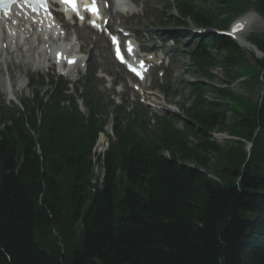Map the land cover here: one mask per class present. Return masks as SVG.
I'll return each mask as SVG.
<instances>
[{"label": "trees", "instance_id": "1", "mask_svg": "<svg viewBox=\"0 0 264 264\" xmlns=\"http://www.w3.org/2000/svg\"><path fill=\"white\" fill-rule=\"evenodd\" d=\"M198 1H180L177 26L225 31L245 7ZM254 8L264 19V0ZM253 41L264 54V34ZM194 44L188 58L202 78L217 67L238 78L242 54L229 38L210 33ZM254 64L246 73L264 85V61ZM60 88L46 100L32 90L22 111L0 100V264H264V92L254 106L227 87L197 84L181 129L162 119L149 134L138 117L124 125L118 109L114 140L96 154L101 107L90 102L85 118ZM213 133L252 142L250 154L232 141L240 148L224 153ZM95 164L100 185L90 183ZM65 217L80 238L47 249L40 239Z\"/></svg>", "mask_w": 264, "mask_h": 264}, {"label": "rangeland", "instance_id": "2", "mask_svg": "<svg viewBox=\"0 0 264 264\" xmlns=\"http://www.w3.org/2000/svg\"><path fill=\"white\" fill-rule=\"evenodd\" d=\"M242 1L245 5L244 8L251 7L254 8L256 0H239ZM200 6V2H196V7L198 8ZM162 8L161 3H157L155 6L149 7L147 14L143 15L138 23L136 24V30L141 31L142 34L144 33H151V34H160V38H163L162 34H177L182 39L179 42V46L177 50L179 51H185L188 49H192L194 47L193 42L195 41V38L198 36V34L195 32L196 29L191 23L186 21L187 25H182L179 28L171 29L170 27L162 28L160 27V24L158 23L159 18V12ZM243 8V9H244ZM242 10V9H241ZM261 34H264V21L261 18L256 17L253 19L250 24H248L247 28L245 29L244 33L242 34L246 40H252L255 38V36H260ZM85 40H87L92 45L94 44L92 41H90L86 36H84ZM251 38V39H249ZM154 39V38H153ZM155 42V43H154ZM154 44H157L156 41L153 40ZM91 45V46H92ZM169 49H166L165 52L173 55V64L168 68L167 75L162 79V85L161 88L165 87L166 81L169 82V85L171 86V91H179L177 92V98L178 106H170L168 105V101L170 98L167 96H163L161 92H157L155 95L154 93L151 96H156L157 99H162L161 106L163 108V111L165 110V113L168 114L167 116H170V119L175 120L176 117L182 116L180 107L182 105H188V94L189 90L197 85V84H205L209 88L215 87V88H228L231 92L235 94L236 97L239 99H242L243 102H248L249 105H257L262 102L263 97V84H260L257 82V80L253 79V76L246 73V70L248 69H257L254 62L257 60L256 56L246 50H241L242 54V62L244 65L241 66V68H234L233 70L238 73V78H235L238 80L235 82L234 80H228L225 77L224 72L219 68L210 69L209 74L211 75V79L202 78L201 75H199L193 67L190 65V63L187 61V59L181 57L178 53H174L175 49H172L168 47ZM26 47H23L22 50H14L9 49L8 53H5L4 51L0 52V97H3L6 99V82H9V85L12 89L13 94L15 95L16 99H26L27 97H30V92L27 89V84L29 83V80L31 77H33L34 83L36 84L35 90H43L46 91L47 87L45 86H39L38 84H42V81L39 80L40 75L36 74V70L32 65L26 64L29 62L28 58L32 57V54L25 53ZM97 54L104 56V54L101 51L96 52ZM107 54V53H106ZM28 56V58L26 57ZM101 56L96 57L95 66L99 67L101 71L103 70H112V68L109 65L108 60L100 59ZM254 72V71H253ZM41 73L45 75V82L47 81V75H52L53 73L46 74V70H41ZM55 74V72H54ZM256 76V75H255ZM252 79V83H250V80ZM243 80L242 82H240ZM39 81V83H38ZM98 81V80H97ZM231 82V83H230ZM235 82V83H234ZM251 86V87H250ZM91 87L93 88L92 94L95 96V99H101L103 102L107 97L113 94V92H108L104 90V86H101L98 82L93 81L91 83ZM213 98V95L211 92H209L206 95V99L210 100ZM187 102V103H186ZM149 104L153 107V109L148 108L150 111H159L155 103L149 102ZM245 104V103H244ZM260 106V105H258ZM168 111V112H167ZM145 113H148V111H144ZM158 114L164 115V112H160ZM231 115H228V117ZM237 117V116H236ZM232 123V120H229L228 123ZM109 120V124H110ZM107 133H110V129H106ZM223 136L226 138L230 137L228 133L223 134ZM214 140L219 145H223V152L227 154V151L232 149V151L235 148H240L239 145L228 144L226 139L220 138L219 134H214L213 136ZM106 137H100L96 143V146L94 148V152L96 154L102 153L105 151L107 146V140ZM231 142V141H230ZM235 142V141H234ZM232 141V143H234ZM244 151L246 152L245 146ZM237 150V149H236ZM247 153V152H246ZM166 155L165 153H163ZM223 154V153H222ZM90 183L91 184H98L100 185L103 179V170L100 168L99 165L95 164L93 167V170L90 175ZM218 183L219 180L214 178ZM73 224L71 221H69L68 217H65L62 224L53 229L50 236L46 239H40L41 244H43L47 249H52L55 247L62 248V237H69L71 240L77 241V239L80 238L81 231L80 227L75 225L73 228ZM53 250V249H52Z\"/></svg>", "mask_w": 264, "mask_h": 264}, {"label": "snow or ice", "instance_id": "3", "mask_svg": "<svg viewBox=\"0 0 264 264\" xmlns=\"http://www.w3.org/2000/svg\"><path fill=\"white\" fill-rule=\"evenodd\" d=\"M60 2L62 4L67 5L68 7H70L73 12H76L77 15H79L78 7H77V0H60ZM36 3H39L41 5V7L45 8V10H46V8H47V0H36ZM85 10L91 12L93 15H98V9L95 6V0H92V3L90 5H87L85 7ZM81 19H83V17H81ZM92 23H93L94 27L98 26V25L95 24V21H93ZM236 30L238 31L239 28H237ZM112 40H113V43L116 44V42H117L116 38L112 37ZM130 50L131 49H130V46H129V51ZM117 58L122 59L120 57V54H119V49H117ZM70 62H72V61H70ZM137 75H139V73H137Z\"/></svg>", "mask_w": 264, "mask_h": 264}, {"label": "bare ground", "instance_id": "4", "mask_svg": "<svg viewBox=\"0 0 264 264\" xmlns=\"http://www.w3.org/2000/svg\"><path fill=\"white\" fill-rule=\"evenodd\" d=\"M254 16H252L251 14L250 15H247L246 17H244V19H242V21L240 23H238L236 26L239 27V26H242V25H245L247 23H249L252 19H255L253 18ZM235 41L236 43L244 50L248 51V52H252L254 53L255 55H259L257 53V51L254 49V47L251 46V44L249 42H247V40L245 39V37L239 33V34H236L235 36ZM96 48L98 49H101L103 51V53H105V49H102L101 47V43L98 42L96 44Z\"/></svg>", "mask_w": 264, "mask_h": 264}]
</instances>
